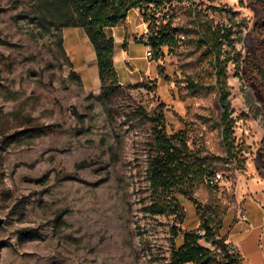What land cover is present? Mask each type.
I'll list each match as a JSON object with an SVG mask.
<instances>
[{
  "label": "rangeland",
  "instance_id": "1",
  "mask_svg": "<svg viewBox=\"0 0 264 264\" xmlns=\"http://www.w3.org/2000/svg\"><path fill=\"white\" fill-rule=\"evenodd\" d=\"M193 5L215 26H233L241 65L229 64L227 81L245 169L234 162L221 171L219 190L200 186L198 205L177 196L186 220L175 237L173 217L148 211L153 124L135 114L163 109L169 134L183 131L191 149L226 156ZM66 6L0 0V264H169L173 245L212 205L233 207L237 176L264 164V0H174L149 19L132 10L106 30L123 89L105 100L86 33L58 27ZM159 30L173 33L176 46H149Z\"/></svg>",
  "mask_w": 264,
  "mask_h": 264
},
{
  "label": "trees",
  "instance_id": "2",
  "mask_svg": "<svg viewBox=\"0 0 264 264\" xmlns=\"http://www.w3.org/2000/svg\"><path fill=\"white\" fill-rule=\"evenodd\" d=\"M174 0H63L66 3L65 12L60 15L59 28H80L92 44L96 57L101 81L102 99H108L117 90L123 89L118 79L114 64L115 42L106 35V30L124 24L132 10L144 13L149 19L162 13ZM74 10V11H73ZM193 24L197 30L195 44L205 50L211 65V77L214 79L213 89L219 94L222 109L219 126L221 128L222 144L225 157L205 156L200 150L191 149L187 136L183 131L169 134L166 128L163 109L148 113L140 108L135 116L138 119L149 120L153 124L152 152L148 162L149 199L148 211L156 216L173 217L176 226L173 227L175 237L180 231L179 226L186 220L177 196L198 202L195 193L202 185L212 187L208 181L221 171L224 172L234 162L237 169H245L243 148L237 146L234 137L233 111L231 110V92L228 86V66L234 62L239 69L240 54L235 50L233 26L214 25L207 16H201L194 8H189ZM183 33V30H182ZM189 37V31L184 30ZM148 45L153 49L161 47L173 48L177 41L173 33L159 30L150 34ZM254 69L262 73V68L253 61ZM254 70L253 73H256ZM257 78L251 75L254 87ZM198 88V86H196ZM200 207V206H198ZM212 214L205 213L204 221L194 231L184 232L180 246L172 247L169 264H242L241 260L229 253L227 242L220 231L227 215V208L212 205ZM214 223V224H213ZM203 233L202 236L199 234Z\"/></svg>",
  "mask_w": 264,
  "mask_h": 264
},
{
  "label": "crops",
  "instance_id": "3",
  "mask_svg": "<svg viewBox=\"0 0 264 264\" xmlns=\"http://www.w3.org/2000/svg\"><path fill=\"white\" fill-rule=\"evenodd\" d=\"M246 170L235 180L236 198L220 235L237 248L242 264H264V164H249Z\"/></svg>",
  "mask_w": 264,
  "mask_h": 264
},
{
  "label": "built area",
  "instance_id": "4",
  "mask_svg": "<svg viewBox=\"0 0 264 264\" xmlns=\"http://www.w3.org/2000/svg\"><path fill=\"white\" fill-rule=\"evenodd\" d=\"M221 180H222V175L220 173H218L215 177L211 178L208 181V183H209L210 186L215 187V186H219ZM240 212L243 213V209H241ZM199 235L202 236L203 233H200ZM227 250L229 251L230 254L236 256L237 258H239V255L237 253V248L235 246H233L231 244H227Z\"/></svg>",
  "mask_w": 264,
  "mask_h": 264
},
{
  "label": "water",
  "instance_id": "5",
  "mask_svg": "<svg viewBox=\"0 0 264 264\" xmlns=\"http://www.w3.org/2000/svg\"><path fill=\"white\" fill-rule=\"evenodd\" d=\"M6 220L0 215V228L5 225Z\"/></svg>",
  "mask_w": 264,
  "mask_h": 264
}]
</instances>
